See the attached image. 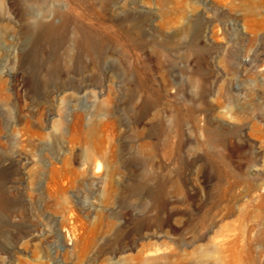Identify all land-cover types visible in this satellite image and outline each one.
I'll use <instances>...</instances> for the list:
<instances>
[{
  "label": "rangeland",
  "instance_id": "rangeland-1",
  "mask_svg": "<svg viewBox=\"0 0 264 264\" xmlns=\"http://www.w3.org/2000/svg\"><path fill=\"white\" fill-rule=\"evenodd\" d=\"M228 245L264 264V0H0V264Z\"/></svg>",
  "mask_w": 264,
  "mask_h": 264
},
{
  "label": "bare ground",
  "instance_id": "bare-ground-1",
  "mask_svg": "<svg viewBox=\"0 0 264 264\" xmlns=\"http://www.w3.org/2000/svg\"><path fill=\"white\" fill-rule=\"evenodd\" d=\"M95 168L96 170H99L100 168V165L97 163L95 165ZM95 175V171L92 170V176ZM233 246L232 245H228V246H225V247H222V252H225V253H228V254H231L232 255V258L233 260L230 262V261H226V262H223V264H236V261H234V255H233ZM146 257L150 260H153V259H156L157 257H159V253H157L156 251L154 252H149L147 253Z\"/></svg>",
  "mask_w": 264,
  "mask_h": 264
}]
</instances>
